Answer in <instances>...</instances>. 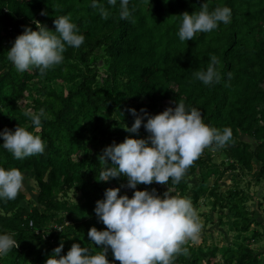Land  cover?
Listing matches in <instances>:
<instances>
[{
    "label": "trees",
    "instance_id": "trees-1",
    "mask_svg": "<svg viewBox=\"0 0 264 264\" xmlns=\"http://www.w3.org/2000/svg\"><path fill=\"white\" fill-rule=\"evenodd\" d=\"M101 2L109 11L107 18L91 7V0H0V131L5 127L14 131L20 124L45 142L42 154L22 159L0 145V166L30 173L38 190L36 205L30 208L23 205L22 191L14 200H0V232L14 233L19 243L0 257V264H45L62 241V255L76 242L99 250L87 235L92 226L106 228L94 212L96 201L104 198L107 188L120 187L127 180L121 176L98 181L103 168L98 157L113 142L148 135L143 125L139 137L125 131L135 119L129 108L155 115L175 107L176 101L196 107L209 126L233 131L224 147H209L223 155L221 166L238 177L252 170L256 179L264 177V0H207L210 10L230 7L231 22L198 32L189 41L178 37L182 18L177 15L198 12L205 0H129L128 19L120 17L121 0L115 5ZM61 15L78 25L84 43L79 48L68 46L63 62L44 74L35 67L17 71L7 59V50L24 26L36 30L34 21H39L54 31L53 21ZM213 54L221 79L205 85L193 72L206 70ZM25 95L29 103L23 106L19 102ZM41 108L45 115L42 127L36 129L25 113L31 109L35 114ZM204 171H216L219 178L224 173L210 156L199 157L178 184L170 179L166 184L137 186L155 188L161 196L170 187L174 195L190 198L196 210L201 200H212V208L225 210L220 222L223 216H232L226 226L235 232V241L221 250L220 259L216 260L215 247L204 251L188 240L183 247L189 253L178 254L172 264H264L250 246L260 234L253 231L246 236L258 223L245 205V191L235 186L219 194L206 187ZM192 175L198 181L191 185ZM134 191L124 187L120 194L131 198ZM69 192L79 194L78 202L68 201ZM107 256L114 260L111 249Z\"/></svg>",
    "mask_w": 264,
    "mask_h": 264
},
{
    "label": "clouds",
    "instance_id": "clouds-1",
    "mask_svg": "<svg viewBox=\"0 0 264 264\" xmlns=\"http://www.w3.org/2000/svg\"><path fill=\"white\" fill-rule=\"evenodd\" d=\"M107 2L116 4V0ZM128 5L129 0H121L122 19H128L131 15ZM91 7L98 8L103 18L108 17L109 11L101 0H91ZM41 14L47 15V12ZM177 16L182 18L178 37L181 41H189L198 32H211L221 22L230 23L232 9L217 6L210 10L205 0L198 12L190 14L185 11ZM34 23L36 30L24 26V31L7 50V59L19 72L35 67L44 74L49 68L63 62V54L68 46L79 48L85 41L78 25L68 15L54 19V31L39 21ZM218 63V58L211 55L206 70L194 71V77L205 85L219 82ZM175 104V107L169 106L155 115L143 108L140 113L135 108L128 109L135 119L131 127H125V131L139 137L143 125L148 135L146 138L129 136L121 143L113 142L98 157L103 164L98 181L107 182L121 176L127 180L120 187L107 188L104 198L96 201L94 212L106 228L98 230L92 226L87 235L93 245L100 246L96 247L99 250L76 242L66 255H62V241L45 264H115V261L120 264H172L178 254L189 253V249L183 245L188 240H198L202 228L191 199L174 195L170 187L161 196L155 188L151 191L139 190L137 186L151 185L153 182L166 184L170 179L178 184L205 148L224 147L232 139L233 131L227 126L223 129L209 126L201 110L196 107L188 108L182 101ZM25 114L30 116L36 129L42 127L43 108L35 114L29 109ZM0 138L4 141L0 145L17 159L45 151L41 136L20 124L14 131L5 127L0 131ZM24 181L25 174L19 168L0 166V200L16 199L25 188ZM124 187L135 190L131 198L127 194H120ZM18 247L14 233L0 232V257ZM109 249L114 256L112 261L107 256Z\"/></svg>",
    "mask_w": 264,
    "mask_h": 264
},
{
    "label": "rangeland",
    "instance_id": "rangeland-1",
    "mask_svg": "<svg viewBox=\"0 0 264 264\" xmlns=\"http://www.w3.org/2000/svg\"><path fill=\"white\" fill-rule=\"evenodd\" d=\"M54 88H58V84L53 85ZM27 95H25L19 102L20 105L28 104L29 101L26 100ZM165 103H161L160 106L164 107ZM244 141H248L252 143L254 146V142L251 140L245 139L241 137ZM210 156L212 159V164L215 165L218 171L224 172L219 178V175L216 171L206 172L208 174L206 187L213 189L215 188L217 193L224 194L226 191L233 189L235 186L243 189L246 194L245 205L250 213L253 215L254 220L257 221L258 225L254 224L251 226L249 232L246 234L247 237L251 236L253 231H257L260 234V237L253 239L250 242L251 248L254 250L255 254L259 255L260 260L264 258V177L256 179L254 171L251 173L245 174L243 176H237L236 173H232L226 170V167L221 166V162L223 161V155H216L214 151H212L209 147L205 148L200 158H204ZM258 170L257 168H255ZM25 174V188L22 191L26 197L23 205L25 207H31L35 203L36 195H37V186L32 180L30 173ZM197 176L192 175L189 178V183L196 184ZM218 181L217 184L214 185L215 181ZM67 199L70 202L76 203L80 199L79 194H75L73 192H69L67 194ZM212 200H201L197 209V213L199 216L200 223L202 225L201 232L199 234V239L196 241H190L191 244L198 249H202L207 251L210 248L215 247L217 249L216 252V260L221 257V250L224 247L230 246L235 241V232L229 231L226 223L232 220L231 214L223 216L220 222V214L225 213L220 212L219 206L216 208H212L211 206Z\"/></svg>",
    "mask_w": 264,
    "mask_h": 264
},
{
    "label": "built area",
    "instance_id": "built-area-1",
    "mask_svg": "<svg viewBox=\"0 0 264 264\" xmlns=\"http://www.w3.org/2000/svg\"><path fill=\"white\" fill-rule=\"evenodd\" d=\"M66 224H68V223H66ZM30 226H32V223H30ZM57 228L60 230V228H59V227H57V226H54V229H55V230H58ZM59 230H58V231H59Z\"/></svg>",
    "mask_w": 264,
    "mask_h": 264
}]
</instances>
